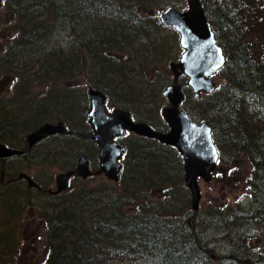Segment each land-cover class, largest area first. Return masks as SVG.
<instances>
[{
	"label": "trees",
	"instance_id": "trees-1",
	"mask_svg": "<svg viewBox=\"0 0 264 264\" xmlns=\"http://www.w3.org/2000/svg\"><path fill=\"white\" fill-rule=\"evenodd\" d=\"M9 1L11 19L6 26L10 38L0 49V85H9L7 92L0 93V144L26 151L30 133L47 123L63 122L74 134L47 140L60 141L64 157L79 159L81 153L74 145L89 143L92 134L85 122L74 117L80 104L88 105L90 89L102 92L109 106L127 111L132 117L148 99L152 100L150 104H158L162 98L168 106L164 96L150 93L144 98L141 92L152 90L151 75L158 86L154 75L157 71L166 78L161 79L160 89H167L174 79L169 64L183 53L179 35L158 18L166 7H171L168 1ZM201 3L226 62L217 75L219 84L214 93L199 101L187 87V78H180L182 83L185 80L182 87L186 91L181 110L195 123L211 128L220 155L214 175L224 168L228 175L247 176L252 207L214 206L188 218L191 198L176 204L180 187L172 186L184 184V178L176 181L167 173L144 174L145 159L131 153L135 147L129 139L120 185L106 191L69 189L59 197L44 198L48 199V211L42 222L46 249L43 264H264V256L255 255L251 249L248 231L257 227L264 235V52H257L264 41L256 44L251 36L257 16L253 13L264 14V0ZM59 25L68 30L67 44L52 45L49 39ZM165 31L174 35V46ZM187 93L192 97L188 98ZM144 123L162 130L149 121ZM145 142L144 148L157 146L151 154L159 158L158 167L170 157L175 173L182 174V167L179 171L176 166L181 161L175 150ZM30 153L19 158L28 159ZM8 161L0 160L5 178L9 175L5 166ZM240 161L241 170L234 173L238 168L233 165ZM65 170H75L74 163ZM6 179L1 182L0 172V201H19L23 210L33 207L27 200L32 190L21 189L22 195L13 189L2 192L4 186L11 188L17 183ZM165 188H169L167 199L172 201L154 195V191ZM152 208L154 211H150ZM201 220L208 226L203 231L197 229ZM221 225H226V236L234 249L227 258L214 260L204 238L206 232ZM3 246L5 249L0 248L5 252H12L15 264L18 251Z\"/></svg>",
	"mask_w": 264,
	"mask_h": 264
},
{
	"label": "rangeland",
	"instance_id": "rangeland-1",
	"mask_svg": "<svg viewBox=\"0 0 264 264\" xmlns=\"http://www.w3.org/2000/svg\"><path fill=\"white\" fill-rule=\"evenodd\" d=\"M13 1V0H12ZM165 2H169L171 7H174L178 10H187V0H164ZM11 2L9 0H2L0 3V49L2 50L3 47L2 44H4L6 41L8 42V39L10 38V32L7 28V24L9 20L11 19V15L8 12V9L10 8ZM259 5V3H258ZM167 8V7H166ZM257 16L254 18V22L252 24L251 28V36L256 44H258L260 41H264V14L261 13H253V16ZM59 28L55 30L54 35L49 39L51 44L55 45H61V44H67L68 39V33L66 26L59 25ZM172 33L170 31H165L164 35L168 38H170V42L174 43L176 41L174 35H171ZM45 42H48V38L46 37ZM180 44V40H179ZM263 46V44H262ZM258 49V54H260L262 51L264 52V46ZM181 48V47H180ZM182 50V49H181ZM183 52V51H182ZM183 54V53H182ZM182 54L180 56V59L182 57ZM176 58L177 55L173 54ZM179 59V60H180ZM178 58L171 63H178ZM170 65V64H169ZM156 77V83L158 86L154 85L153 82V75H151L150 81L152 82V86L150 87L152 90L147 91H141L144 94V98H147L150 93L152 94H160L162 97V93L166 88H161V79L166 78L164 76H159L158 71L154 73ZM217 84L218 78H216ZM173 81V79H172ZM185 82V80H184ZM183 82V83H184ZM172 83V82H171ZM170 83V85H171ZM183 83L180 81V85L182 86ZM188 83V80L187 82ZM187 85V84H186ZM9 89V85L7 83H2L0 85V93L7 92ZM184 90V89H183ZM190 90V89H189ZM185 91V90H184ZM186 92V91H185ZM187 97H192L191 93H187ZM168 106L169 103L167 99L165 98ZM191 99L188 100L190 106ZM146 102L141 103L140 106H138L134 112L133 115L135 116V120L137 122L143 123L144 121H149L154 127L156 128H162L161 131L165 130L164 121L162 119V112L163 108L167 105L163 103V99L161 98L159 100L158 104H150L149 101H152L151 99L145 100ZM162 105L161 109H159V106ZM79 111L78 109L73 110L74 112L78 111V116H75L74 118L78 119L80 118V122H85L86 127L88 128V132L91 131V128L89 126V118L85 115V112L90 108V104L84 106L79 105ZM76 108L78 106L76 105ZM108 112L110 114H113L115 108L114 106H109L107 104ZM87 111V112H88ZM84 120V121H83ZM92 136V135H91ZM132 139V143L135 147V150H131V153L134 152V156H143L144 161L142 164L143 167V173L145 171H150V174L156 173V174H163L167 173L170 175V177L173 180H179L183 176V164L182 160L180 159L181 163H176L177 169L179 171L182 167V174L175 173V163H173L169 157V160L166 164H163L162 167H158L157 165L160 164L158 157L152 156V149H157V146L154 145L152 147H146L147 140H141L133 139L132 137L127 138L126 140H123V143L125 142L126 145H131L130 141L127 140ZM81 143V144H80ZM74 145V149L76 151L80 152L81 156H87L91 166H93L94 170L98 168V154L99 150L98 147H95V143L90 140L89 143H83L80 142ZM80 144V145H79ZM60 141H48L46 143H41L38 146H36L33 151L29 154L30 157L28 159H22V158H14L9 160L7 163H5V166L7 167V173L9 174L5 179L7 181H10L12 179H15L17 175L20 173H26L30 177H32L37 183L43 184L47 186L45 189H52L54 190L55 187V178L60 173L67 172L65 169L68 164L74 163V166L76 168L77 161L74 159H69L68 156L64 157L62 154L64 152L63 148L61 147ZM128 146V147H129ZM138 146L140 149H138ZM174 154V157L177 155ZM179 156V155H178ZM165 157V156H164ZM180 158V157H179ZM124 163H127V160L123 161ZM243 163L237 162L233 166L238 168V171H234V173H238L241 170V166ZM126 167V164H124ZM128 168H130V164H128ZM228 168V167H225ZM229 168H232L229 167ZM167 169V170H166ZM1 172V171H0ZM124 172V170H123ZM122 172V174H123ZM216 173V172H215ZM214 173V174H215ZM228 169L221 168L219 171L218 176L213 175V180L211 183H204L203 180L199 179V186L201 189V203H200V209L199 214H201L203 211L210 209L211 207L217 206L221 208L226 207H239V206H247L249 209L252 207V204L249 200V186L246 181V175H235L231 176L228 175ZM145 174V173H144ZM127 180H130L129 175H127ZM156 180V178H152ZM123 180V176L121 177V181ZM120 181V183H121ZM115 182H111L107 180L104 176L101 177H95L86 181L81 180L80 178L75 177L71 183H70V189L71 190H78L83 187L88 189H98L100 191H106L111 188H115L118 185ZM120 185V184H119ZM171 185V184H170ZM186 183L184 184H177L172 185L175 188L180 187V191L176 193L177 202L176 204L181 205L182 201L185 198H191V193L187 187H185ZM19 193H21V189L28 191L27 184L25 182H17L16 186H13L11 188L3 187L2 192L5 193L7 190H11ZM169 188H165L162 190H156L154 191V195L159 199L166 198L167 194L166 191ZM111 192V191H110ZM33 194H28L27 200L29 201L30 205L33 207L27 208L23 210L21 208V205L19 201H6L2 200L0 201V246H2V249H5L3 245H7L13 250L18 251L16 254V260L15 264H43V259L46 254L45 249V229L44 224L42 223L44 220V215H47L46 210L48 199L46 198V195H41L43 197H39L36 192H32ZM5 195V194H4ZM12 197V196H11ZM12 200V198L10 199ZM166 201H172L171 199H167ZM192 204V198L189 202V210H188V218H191L193 216V212L191 209ZM48 211V210H47ZM150 211H154L152 208ZM191 212V213H190ZM50 213V212H49ZM197 215V216H198ZM196 216V217H197ZM194 218V217H193ZM192 218V219H193ZM243 222V221H242ZM241 226H245V223H240ZM197 229L199 231H203L208 228L206 224L202 223V220L198 222ZM239 227V226H238ZM236 228V227H235ZM249 235L251 238V249L255 253V255L264 256V239H263V232L261 229H258L257 227H250L248 228ZM206 237L204 238V241L208 243V247L212 250L213 259L214 260H222L223 256H228L231 254L232 250V243L228 236H226V225H221L218 228H212V230L205 233ZM229 245V246H228ZM0 248V264H12L13 260L12 257L14 255L12 252H5Z\"/></svg>",
	"mask_w": 264,
	"mask_h": 264
},
{
	"label": "water",
	"instance_id": "water-1",
	"mask_svg": "<svg viewBox=\"0 0 264 264\" xmlns=\"http://www.w3.org/2000/svg\"><path fill=\"white\" fill-rule=\"evenodd\" d=\"M2 0H0V3ZM187 11L167 8L159 15L163 26L172 28L180 37L183 50L178 63H171L170 69L174 76L173 83L163 93L169 107L162 113L163 121L169 127L167 133H160L145 123L134 122L130 113L116 109L109 114L106 108L107 97L102 92L90 89L88 100L90 104L87 116L92 131L90 139L99 148V171L111 181L119 184L122 173L120 161L125 155V149L115 140L123 138L127 132L175 149L184 163L183 176L191 192V209L198 213L202 199L199 179L211 183L213 173L219 161L218 149L213 141L212 130L207 124H196L180 110L185 95L179 80L182 76L188 78V87L192 90L194 99L211 95L216 90V75L224 67L226 57L216 42L214 31L208 23L205 9L200 0H187ZM73 132L67 130L63 122L47 123L26 138L28 149L21 151L0 144V160L23 157L48 138L70 136ZM77 175L85 181L93 174L86 156L77 161L76 171L60 173L56 177V190L49 191L51 196H59L69 188L70 180ZM5 172H1V181ZM17 180L26 181L29 189H39V185L27 174L20 173Z\"/></svg>",
	"mask_w": 264,
	"mask_h": 264
},
{
	"label": "flooded vegetation",
	"instance_id": "flooded-vegetation-1",
	"mask_svg": "<svg viewBox=\"0 0 264 264\" xmlns=\"http://www.w3.org/2000/svg\"><path fill=\"white\" fill-rule=\"evenodd\" d=\"M135 121V120H134ZM137 122V121H136ZM165 125V130H163V131H161V132H163V133H167L168 131H169V127L166 125V124H164ZM130 137H132L133 139H141V140H147L148 141V139H146V138H141V137H138V136H136V135H134V134H131V133H129V132H127L126 133V135L123 137V138H119V139H116V143L119 145V146H121V147H123L124 149H125V155L123 156V158H122V160L120 161V164H121V166H122V172H123V169H124V160L126 159V152H127V147H126V144H125V142L123 143V140H126L127 138H130ZM152 141H154L155 142V144H157V145H160V143H158L157 141H155V140H152ZM98 150H99V148H98ZM176 154H178L177 152H176ZM98 162H99V159H98ZM182 164H183V167H184V163L182 162ZM99 165H100V162H99V164H98V168L97 169H95L94 170V168H93V166H91V164H90V170H91V172H92V176L89 178V179H91V178H94V177H101V176H104L105 177V175L104 174H102V175H100V176H96L95 174L99 171ZM106 178V177H105ZM107 179V178H106ZM34 190V192H36L37 193V195H40V197H43V196H41V195H46V196H48V197H51V198H55V197H59V196H51L50 194H49V191H55L56 189H54V190H52V189H44V188H39V189H33Z\"/></svg>",
	"mask_w": 264,
	"mask_h": 264
},
{
	"label": "bare ground",
	"instance_id": "bare-ground-1",
	"mask_svg": "<svg viewBox=\"0 0 264 264\" xmlns=\"http://www.w3.org/2000/svg\"><path fill=\"white\" fill-rule=\"evenodd\" d=\"M200 1H201V0H200ZM173 77H174V76H173ZM183 92H184V90H183ZM192 93H193V92H192ZM184 95H185V93H184ZM193 96H194V95H193ZM164 98H165V97H164ZM184 101H185V100H184ZM183 103H184V102H183ZM183 103H182V104H183ZM181 106H182V105H181ZM181 106H180V110H181ZM167 107H169V106H167ZM167 107H166V108H167ZM164 109H165V108H164ZM164 109H163V110H164ZM181 111H182V110H181ZM126 112H127V111H126ZM162 113H163V112H162ZM184 113H185V112H184ZM162 119H163V117H162ZM255 208H256V207H255ZM249 236H250V235H249ZM228 246H229V245H228ZM233 249H234V248H232L231 251H233ZM228 256H229V255H228ZM228 256H223L222 258H227Z\"/></svg>",
	"mask_w": 264,
	"mask_h": 264
}]
</instances>
